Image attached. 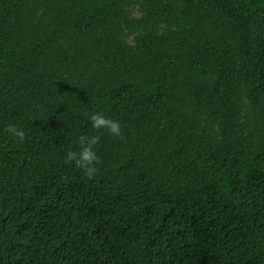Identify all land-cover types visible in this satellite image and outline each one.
Masks as SVG:
<instances>
[{
  "label": "trees",
  "instance_id": "1",
  "mask_svg": "<svg viewBox=\"0 0 264 264\" xmlns=\"http://www.w3.org/2000/svg\"><path fill=\"white\" fill-rule=\"evenodd\" d=\"M0 264H264V0H0Z\"/></svg>",
  "mask_w": 264,
  "mask_h": 264
},
{
  "label": "clouds",
  "instance_id": "2",
  "mask_svg": "<svg viewBox=\"0 0 264 264\" xmlns=\"http://www.w3.org/2000/svg\"><path fill=\"white\" fill-rule=\"evenodd\" d=\"M88 121L93 130L103 129L116 137L121 135V122L105 116L100 111L90 112L88 114ZM6 131L18 139H23L24 137V132L13 124H8ZM99 139L98 135H81L78 139L79 147L66 151L65 162H69L74 167L80 169L85 177L91 178L97 171L96 165L100 159L95 150Z\"/></svg>",
  "mask_w": 264,
  "mask_h": 264
}]
</instances>
